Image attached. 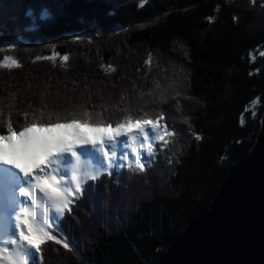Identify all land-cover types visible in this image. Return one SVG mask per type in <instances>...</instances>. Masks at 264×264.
Returning a JSON list of instances; mask_svg holds the SVG:
<instances>
[{
	"label": "trees",
	"instance_id": "1",
	"mask_svg": "<svg viewBox=\"0 0 264 264\" xmlns=\"http://www.w3.org/2000/svg\"><path fill=\"white\" fill-rule=\"evenodd\" d=\"M5 55L21 65L0 69V121L14 128L46 106L45 117L86 109L113 124L162 113L173 137L151 168L88 181L51 230L74 250L47 241L35 264H154L209 208L264 115V0H0Z\"/></svg>",
	"mask_w": 264,
	"mask_h": 264
},
{
	"label": "snow or ice",
	"instance_id": "2",
	"mask_svg": "<svg viewBox=\"0 0 264 264\" xmlns=\"http://www.w3.org/2000/svg\"><path fill=\"white\" fill-rule=\"evenodd\" d=\"M67 59V55L61 57ZM19 67L15 57L5 55L0 59V69ZM45 111L46 106L33 111V118L18 128L11 120L0 121V264H35L47 241L73 251L70 242L58 239L51 230L54 221L71 211L85 182L97 180L102 170L109 171L118 160H129L127 154L118 157L120 143L131 152L129 166L134 164V171H143V158L153 156V140L166 144L164 137L172 135L159 123L162 113L155 120L128 114L113 124L86 109L82 115L65 110L64 116L50 111L47 117ZM81 124L91 128L99 139L82 134ZM121 137L123 141L118 139ZM92 155L102 164L93 167Z\"/></svg>",
	"mask_w": 264,
	"mask_h": 264
},
{
	"label": "water",
	"instance_id": "3",
	"mask_svg": "<svg viewBox=\"0 0 264 264\" xmlns=\"http://www.w3.org/2000/svg\"><path fill=\"white\" fill-rule=\"evenodd\" d=\"M154 264H264V115L253 147L227 172L209 208Z\"/></svg>",
	"mask_w": 264,
	"mask_h": 264
},
{
	"label": "rangeland",
	"instance_id": "4",
	"mask_svg": "<svg viewBox=\"0 0 264 264\" xmlns=\"http://www.w3.org/2000/svg\"><path fill=\"white\" fill-rule=\"evenodd\" d=\"M153 94H151L150 93V97L149 98H147L148 100H152V99H156V98H158V95H160V94H162V92H152ZM159 93V94H158ZM153 96H154V98H153ZM138 105H142V104H145V102H141V101H138V102H136ZM139 103H141V104H139ZM136 104V105H137ZM190 105V104H189ZM188 107H190V106H188ZM187 107V108H188ZM127 111H129V110H127ZM188 111V109H186V107L185 106H183V113H185V114H183V115H185V116H187V114H186V112ZM175 114H178V111L175 113ZM185 119V118H184ZM162 129H163V126H162ZM168 129V128H167ZM148 130H150V129H148ZM79 131L82 133V134H84L87 138H89V139H99V137L98 136H96L95 134H94V132H93V130L91 129V128H88V127H79ZM161 134L163 135V130H162V132H161ZM189 134V135H188ZM191 134V130L189 129V128H187L185 131H182V134H180L181 136H180V138L178 137V141H182V139L184 140V141H182V143H184L185 145L187 144V143H189L188 141H189V138H190V135ZM183 137V138H182ZM170 138H173L172 136H165L164 137V139L165 140H167V141H169L170 140ZM119 140H121V141H123L124 140V138L123 137H121V138H118ZM177 139V138H176ZM168 144V142L166 143V144H164L161 140H159V139H154L153 140V147H155L154 149H157V147H159L160 145H164V149H165V147H166V145ZM176 147H177V145H176ZM153 149V150H154ZM179 151H180V149H179ZM178 151V152H179ZM180 152H182V150L180 151ZM166 153V152H165ZM124 154H127V156L129 157V160H131L132 158H131V152H130V150H126V149H124L123 148V144L122 143H120L119 145H118V147H117V155H118V157L120 156V155H124ZM94 157H95V159L97 160V157L95 156V155H93ZM156 155H155V153H154V151H153V156L151 157V158H149V157H147V156H145L144 158H143V162L145 163V165H146V167L144 168V170L145 169H149V168H151L153 165H155L156 164V161H157V159H156V157H155ZM129 160H124L123 162H120L119 160L117 161V164L112 168V169H110L109 171H106L107 173H110V171H112V174H114V172L115 173H117V174H119L120 172H123V171H126V170H128V173H127V176H134L136 173V171H134L133 169H134V167H135V165L133 164L131 167L129 166ZM150 160H151V162H150ZM99 163H101L102 164V161H98ZM125 164V165H124ZM162 166H163V164H162ZM166 169L167 168H165L164 170H165V172H166ZM104 173V172H103ZM103 173L98 177V179L97 180H95V182L96 181H99V179H101L102 177H103ZM170 173V172H169ZM124 179V178H123ZM135 180V179H134ZM136 180H138V177H137V179ZM163 180V181H162ZM162 182L163 183H161L160 185H161V188L164 190V188L165 187H167L168 186V183H167V180H166V178L163 176L162 177ZM115 183H116V181H115ZM129 181L128 180H125V182L124 183H122V181H121V183H120V185L119 186H121L123 189H125V188H128L129 187ZM136 181H133V183L132 184H130V188H132V190L136 193V191L135 190H137V191H145V190H148V185H146L144 188H139L138 186H136ZM109 186H112V185H109ZM141 186V185H140ZM143 186V185H142ZM91 186L90 185H88L85 189H84V191L82 192V194L80 195V196H78L76 199H75V201L73 202V204L71 205V207L74 205V204H76V203H78L79 202V199L80 198H82V196H86V194H85V191H87V189L88 188H90ZM171 187V186H170ZM133 191H130V195H132V194H134V192ZM136 193V195L137 194H141V193ZM117 193H120V192H116L115 194H114V192H113V198L112 197H110L109 198V202H115V199H114V196L117 194ZM116 202H118V207H120V205H121V203L119 202V201H117L116 200ZM120 203V204H119ZM107 204H108V199L106 200V199H104V201L103 202H101L100 204H99V207H103V206H105L106 208H107ZM104 210H106V209H104ZM121 210V209H120ZM87 217V216H86ZM82 222V221H81ZM57 260H59V256L57 257ZM62 264H64V259L62 258H60V260H59Z\"/></svg>",
	"mask_w": 264,
	"mask_h": 264
},
{
	"label": "bare ground",
	"instance_id": "5",
	"mask_svg": "<svg viewBox=\"0 0 264 264\" xmlns=\"http://www.w3.org/2000/svg\"><path fill=\"white\" fill-rule=\"evenodd\" d=\"M83 159V158H82ZM90 160H91V163H92V166L95 167L97 165V163H99L94 157L93 155L90 157ZM101 164V163H100Z\"/></svg>",
	"mask_w": 264,
	"mask_h": 264
}]
</instances>
